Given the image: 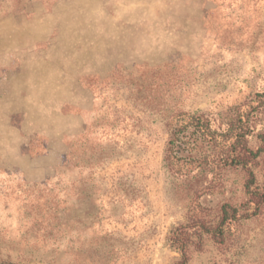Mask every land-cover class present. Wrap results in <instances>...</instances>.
I'll return each instance as SVG.
<instances>
[{"label":"rangeland","instance_id":"374dc122","mask_svg":"<svg viewBox=\"0 0 264 264\" xmlns=\"http://www.w3.org/2000/svg\"><path fill=\"white\" fill-rule=\"evenodd\" d=\"M16 8L0 5V264H176L172 231L195 210L214 221L239 206L246 172L175 178L166 121L225 116L264 93V0ZM254 116L257 149L264 106ZM252 169L264 189V153ZM189 256L264 264V215Z\"/></svg>","mask_w":264,"mask_h":264},{"label":"trees","instance_id":"16d2710c","mask_svg":"<svg viewBox=\"0 0 264 264\" xmlns=\"http://www.w3.org/2000/svg\"><path fill=\"white\" fill-rule=\"evenodd\" d=\"M6 1L11 2L15 9H19L16 7L22 3V0H0V5ZM262 106L264 93L232 108L225 116L182 111L167 119L170 137L164 161L173 172L172 176L180 179L199 172L233 169L246 172V199L239 206L224 203L214 221L201 214L203 210H195L196 216L190 224L172 231L169 238L171 248L181 257L176 264H189L191 247L201 249L205 236L224 244L235 224L264 215V189L258 185L252 169L264 153V132L257 133L260 142L257 149L249 145V138L255 132L254 114Z\"/></svg>","mask_w":264,"mask_h":264}]
</instances>
